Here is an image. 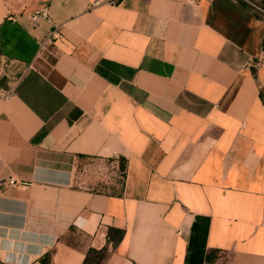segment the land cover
Here are the masks:
<instances>
[{
	"label": "crops",
	"instance_id": "0c3cea01",
	"mask_svg": "<svg viewBox=\"0 0 264 264\" xmlns=\"http://www.w3.org/2000/svg\"><path fill=\"white\" fill-rule=\"evenodd\" d=\"M248 1L0 0V264L90 248L264 264V0ZM91 158L125 160L118 192L76 185Z\"/></svg>",
	"mask_w": 264,
	"mask_h": 264
},
{
	"label": "rangeland",
	"instance_id": "374dc122",
	"mask_svg": "<svg viewBox=\"0 0 264 264\" xmlns=\"http://www.w3.org/2000/svg\"><path fill=\"white\" fill-rule=\"evenodd\" d=\"M120 164L100 159H81L76 169V185L96 191L116 193L123 181Z\"/></svg>",
	"mask_w": 264,
	"mask_h": 264
},
{
	"label": "trees",
	"instance_id": "16d2710c",
	"mask_svg": "<svg viewBox=\"0 0 264 264\" xmlns=\"http://www.w3.org/2000/svg\"><path fill=\"white\" fill-rule=\"evenodd\" d=\"M264 10V8H263ZM262 47H263V51H264V39H263V43H262ZM261 98L264 99V92L261 91L260 93ZM82 158V157H80ZM123 164L121 163L120 168L121 171L124 172L125 166H124V162L125 160L122 161ZM122 177L124 178L125 175L123 173ZM115 235L117 236L118 240H121V238L123 237V232L121 231H116ZM217 255V251H211L207 254L206 256V260L207 262L212 261L213 259L216 258ZM108 257V253L106 251V249H100V250H96L93 248H90L85 256V259L83 261L82 264H103V262L107 259ZM42 264H49L50 263V255H46L43 259H42Z\"/></svg>",
	"mask_w": 264,
	"mask_h": 264
},
{
	"label": "built area",
	"instance_id": "2783aa9c",
	"mask_svg": "<svg viewBox=\"0 0 264 264\" xmlns=\"http://www.w3.org/2000/svg\"><path fill=\"white\" fill-rule=\"evenodd\" d=\"M241 1L246 2V3L250 4L251 6L255 7V5H254L253 3H251L250 1H248V0H241ZM30 19H31L33 22L37 21L38 19L49 20V15H48V11H47V9L43 8V9H40V10L35 11L34 13H32V14L30 15ZM61 38H62L61 33H59V31H57V29H55V30L51 33V36L48 38V41H49V42H52V41L59 40V39H61ZM12 96H13V91H11V90H5V91H1V92H0V98H1V99L8 100V99H10ZM9 184H10V185H14V184H15V181L10 180V181H9ZM21 184H22V185H26L25 182H22Z\"/></svg>",
	"mask_w": 264,
	"mask_h": 264
}]
</instances>
